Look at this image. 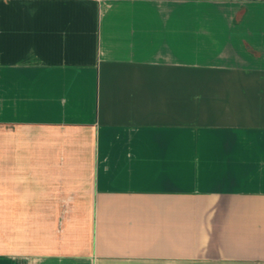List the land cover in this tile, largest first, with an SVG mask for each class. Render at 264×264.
<instances>
[{
  "label": "crops",
  "instance_id": "obj_1",
  "mask_svg": "<svg viewBox=\"0 0 264 264\" xmlns=\"http://www.w3.org/2000/svg\"><path fill=\"white\" fill-rule=\"evenodd\" d=\"M0 264H264V0H0Z\"/></svg>",
  "mask_w": 264,
  "mask_h": 264
}]
</instances>
